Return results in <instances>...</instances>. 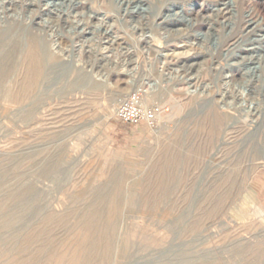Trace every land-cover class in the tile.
<instances>
[{
	"label": "rangeland",
	"instance_id": "rangeland-1",
	"mask_svg": "<svg viewBox=\"0 0 264 264\" xmlns=\"http://www.w3.org/2000/svg\"><path fill=\"white\" fill-rule=\"evenodd\" d=\"M2 1L0 264H264L262 217L236 213L264 168V0ZM32 44L42 75L4 101ZM139 87L153 128L114 116Z\"/></svg>",
	"mask_w": 264,
	"mask_h": 264
},
{
	"label": "bare ground",
	"instance_id": "bare-ground-1",
	"mask_svg": "<svg viewBox=\"0 0 264 264\" xmlns=\"http://www.w3.org/2000/svg\"><path fill=\"white\" fill-rule=\"evenodd\" d=\"M5 1V0H4ZM140 1V0H139ZM16 2V1H15ZM14 1H13V5H14V3H15ZM39 2V1H38ZM118 2H120L121 4L123 3V5H125L126 7H125V13H126V15H127V17L129 18V19H131L132 21L133 20H136L137 18L139 19V16L138 17H136L135 18V13H137L138 15L140 14V13H142L141 11H138V10H136V11H133V10H129V8H128V6H129V4L130 3H132L130 0H119ZM165 2V1H164ZM12 4V1H10L9 0V4ZM51 3V2H50ZM135 3H136V1H135ZM5 3L2 1V0H0V7L1 6H3ZM16 4V3H15ZM29 4V3H28ZM132 4H134V3H132ZM30 5V4H29ZM139 5V4H138ZM42 6H44V7H42ZM56 3H54V2H52L51 3V5L49 6L48 5V2H45V3H43V5L42 4H40V6H38V8H37V10H39L40 12H43V13H45V14H48V15H53V10H55L56 9ZM131 6V5H130ZM135 6H136V4H135ZM35 8V7H34ZM163 8V6H160V7H158V9L160 10V9H162ZM56 13V12H55ZM156 13V12H155ZM135 15V16H134ZM61 18V17H60ZM108 17L107 16H105L104 14L103 15H101V17L99 18L101 21H105L106 19H107ZM140 18H145L146 19V21H147V23H151V21H150V18H153L154 20L157 18V16H155V15H153V14H150V15H148V16H144L143 14L142 15H140ZM159 19H162L164 22H169V21H174V20H183V19H181V18H174L172 15H169V14H164V15H162V16H160V17H158ZM32 20V19H31ZM185 20V19H184ZM251 22V21H250ZM146 23V24H147ZM154 23V22H153ZM175 23V22H174ZM80 28H81V26H80ZM108 29V28H107ZM147 30V29H146ZM151 31V30H150ZM149 31V32H150ZM147 33V32H146ZM147 35H148V33H147ZM143 36V35H142ZM145 36V35H144ZM148 36H151L152 37V33L150 32V35H148ZM196 37V36H195ZM145 38H147V37H144V39ZM150 38V37H149ZM197 40V39H196ZM85 42V41H84ZM150 42V41H149ZM89 44V43H88ZM91 44V43H90ZM51 49V48H50ZM142 49H144V48H142ZM66 50V49H65ZM98 51V50H97ZM205 56V55H204ZM101 57V56H100ZM15 60V59H14ZM10 61V60H9ZM42 61H43V51H42V49L41 48H39V46L37 45V44H32L31 45V47L29 48L28 47V49H26L24 52H23V57H22V62H21V64H20V67L22 66V70H24V69H26V71H28V73H30V75H27L28 77H26L25 78V76H24V81H21V76H20V74H17L16 76H9V78H7V80H5V83H7L6 85H10L8 88H7V91H6V93H5V95H4V97H3V100L4 101H7V102H10V101H12V102H20V101H22L23 99H25V98H27L31 93H32V91H33V88H34V86L36 85V78L37 77H40L41 75H42V72H43V63H42ZM12 62V61H11ZM15 62V61H14ZM13 64V63H12ZM16 64V63H15ZM18 65V64H17ZM13 66V65H12ZM14 67V66H13ZM247 67V66H246ZM14 69V68H13ZM187 69H189V68H187ZM9 70V68L7 67V68H5V71H4V76H2V77H4L3 79H5V77H7V71ZM15 72H16V70H15ZM225 73V72H224ZM183 74V73H182ZM0 75H1V73H0ZM193 76V75H192ZM36 77V78H35ZM173 77V76H172ZM226 77V76H225ZM224 77V78H225ZM229 77V76H228ZM0 78H1V76H0ZM225 80H227V79H225ZM2 81V80H1ZM79 82V81H78ZM105 82H106V80H105ZM187 84V83H186ZM178 86H182V84L180 83V82H178V84H177ZM224 85L225 86H227V83L226 82H224ZM228 85H229V83H228ZM152 86H154L155 87V84H152ZM225 86H224V89H225ZM18 87H19V89H18ZM157 87V86H156ZM228 87V86H227ZM231 89H233V88H231ZM147 91V89L145 88L144 89V92H146ZM152 92H154L153 90H152ZM193 92H195V90H193ZM225 92V91H224ZM228 92V91H227ZM230 92H232V91H230ZM223 93V92H222ZM226 93V92H225ZM225 93H223L222 95H221V100L224 102V105L223 106H226L227 108H225L226 109V111L227 112H229V113H233V110H235L234 109V107H231V105L229 104L228 105V103L226 102L225 103V99H227L226 97L227 96H233L234 94H225ZM35 95V94H34ZM243 95H244V93L242 92V91H238V96H239V98H240V100H241V105H242V103L244 102L245 103V105L244 106H246V107H244V108H246V109H242V110H244V112L246 113V114H248V115H250V111H251V109H255V107L253 108L252 107V103H250V104H248L247 105V103H246V101L243 99ZM143 100H145V99H143ZM239 100V99H238ZM231 102V101H230ZM229 102V103H230ZM238 102H240V101H238ZM232 103V102H231ZM177 106V105H176ZM232 106H234V105H232ZM237 106V105H236ZM235 106V107H236ZM251 108V109H250ZM255 111V110H254ZM256 112H257V110H256ZM245 115V114H244ZM230 116V115H229ZM243 120V119H242ZM247 122H248V120H247ZM249 123H250V121H249ZM249 125V124H248ZM261 159H264V156H262L261 157ZM262 161H264V160H258V161H255L254 163H260V162H262ZM156 166L159 168V163H156Z\"/></svg>",
	"mask_w": 264,
	"mask_h": 264
},
{
	"label": "built area",
	"instance_id": "built-area-1",
	"mask_svg": "<svg viewBox=\"0 0 264 264\" xmlns=\"http://www.w3.org/2000/svg\"><path fill=\"white\" fill-rule=\"evenodd\" d=\"M143 96L144 90L141 87L129 92L115 106V118L125 124L155 127L161 116V108L157 104H146Z\"/></svg>",
	"mask_w": 264,
	"mask_h": 264
},
{
	"label": "crops",
	"instance_id": "crops-1",
	"mask_svg": "<svg viewBox=\"0 0 264 264\" xmlns=\"http://www.w3.org/2000/svg\"><path fill=\"white\" fill-rule=\"evenodd\" d=\"M256 179L258 181L259 188L257 189V191L255 192L256 195H254L253 193L249 192L248 194L244 195L240 200L241 202V206L239 205V207L236 210L237 214L240 215H249L252 214L255 217H262L261 220L264 221V204L262 203V201H257L256 197L258 193H262V191L264 190V168L263 169H259L256 173ZM264 198V197H263ZM261 203L260 206H258V204ZM256 208V209H255ZM253 209H255L253 211ZM253 211V212H252Z\"/></svg>",
	"mask_w": 264,
	"mask_h": 264
}]
</instances>
